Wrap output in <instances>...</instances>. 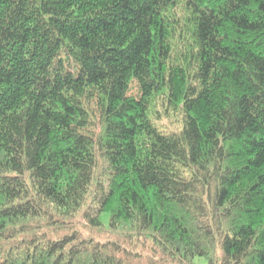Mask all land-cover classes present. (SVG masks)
Returning <instances> with one entry per match:
<instances>
[{
    "label": "trees",
    "instance_id": "1",
    "mask_svg": "<svg viewBox=\"0 0 264 264\" xmlns=\"http://www.w3.org/2000/svg\"><path fill=\"white\" fill-rule=\"evenodd\" d=\"M197 259L264 264V0H0V264Z\"/></svg>",
    "mask_w": 264,
    "mask_h": 264
},
{
    "label": "rangeland",
    "instance_id": "2",
    "mask_svg": "<svg viewBox=\"0 0 264 264\" xmlns=\"http://www.w3.org/2000/svg\"><path fill=\"white\" fill-rule=\"evenodd\" d=\"M133 87H132V92H133V94H137V87H136V85H135V83H133V85H132ZM102 221H103V223L105 224V225H107V223H108V220H107V214H103L102 215ZM197 264H204V261L203 260H200V259H197Z\"/></svg>",
    "mask_w": 264,
    "mask_h": 264
}]
</instances>
